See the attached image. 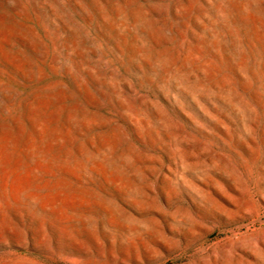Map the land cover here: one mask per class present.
I'll use <instances>...</instances> for the list:
<instances>
[{"label":"rangeland","instance_id":"obj_1","mask_svg":"<svg viewBox=\"0 0 264 264\" xmlns=\"http://www.w3.org/2000/svg\"><path fill=\"white\" fill-rule=\"evenodd\" d=\"M0 264H264V0H0Z\"/></svg>","mask_w":264,"mask_h":264}]
</instances>
